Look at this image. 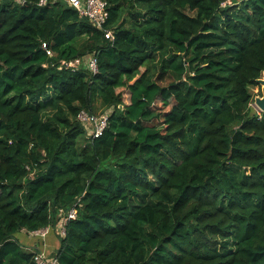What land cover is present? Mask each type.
Wrapping results in <instances>:
<instances>
[{
	"label": "trees",
	"instance_id": "1",
	"mask_svg": "<svg viewBox=\"0 0 264 264\" xmlns=\"http://www.w3.org/2000/svg\"><path fill=\"white\" fill-rule=\"evenodd\" d=\"M40 1L0 0V264L74 207L60 264H264V0Z\"/></svg>",
	"mask_w": 264,
	"mask_h": 264
},
{
	"label": "built area",
	"instance_id": "2",
	"mask_svg": "<svg viewBox=\"0 0 264 264\" xmlns=\"http://www.w3.org/2000/svg\"><path fill=\"white\" fill-rule=\"evenodd\" d=\"M70 6L79 11L81 16L87 17L97 28L102 29L109 19V11L107 9L108 3L105 0H66ZM48 0H41L40 4L45 5ZM108 39L113 38V34L108 32L106 34ZM47 49L48 54L52 55V51L49 50L48 45H43ZM81 64L86 65L94 73L98 72V63L95 57L90 56L83 60H76L65 62V66L68 68H79ZM78 120L86 129L89 137L93 139L99 138L103 135L104 131L108 127L109 115H97L90 113L89 111L83 110L78 115ZM62 216L60 224L57 229L61 231V236L66 235V226L69 221L76 219L78 216V210L76 207L70 209L68 212L61 210ZM53 230L51 227L41 229L39 231L32 232L33 236L45 238L50 231ZM37 264H60L59 260L54 255H49L44 252H40L36 258Z\"/></svg>",
	"mask_w": 264,
	"mask_h": 264
},
{
	"label": "crops",
	"instance_id": "3",
	"mask_svg": "<svg viewBox=\"0 0 264 264\" xmlns=\"http://www.w3.org/2000/svg\"><path fill=\"white\" fill-rule=\"evenodd\" d=\"M22 233L23 236L21 237V241L29 248L38 247L40 252H44L49 255H54L59 248V239L56 233L52 230L45 238L33 236L32 234L28 235L26 231H23Z\"/></svg>",
	"mask_w": 264,
	"mask_h": 264
},
{
	"label": "rangeland",
	"instance_id": "4",
	"mask_svg": "<svg viewBox=\"0 0 264 264\" xmlns=\"http://www.w3.org/2000/svg\"><path fill=\"white\" fill-rule=\"evenodd\" d=\"M90 57V56H89ZM89 57H87V58H89ZM253 93L255 94V99L257 98V97H260V96H262V86H256V87H254L253 88ZM252 106L255 108V110H257V111H259V112H261V110L257 107V105H256V103L254 102L253 104H252ZM111 110H108V111H106V112H102V111H100V112H98L97 113V115H110L111 114ZM60 224V223H59ZM58 224V225H59ZM58 227V226H57ZM61 231H60V229L58 230V229H56V235H57V237H59V235L61 236ZM23 236V234H21L19 237L21 238ZM38 239V238H37Z\"/></svg>",
	"mask_w": 264,
	"mask_h": 264
},
{
	"label": "water",
	"instance_id": "5",
	"mask_svg": "<svg viewBox=\"0 0 264 264\" xmlns=\"http://www.w3.org/2000/svg\"><path fill=\"white\" fill-rule=\"evenodd\" d=\"M258 83L260 86H262V96L257 97L255 99V103L257 107L261 110V112L264 113V73H263V77L258 79Z\"/></svg>",
	"mask_w": 264,
	"mask_h": 264
}]
</instances>
